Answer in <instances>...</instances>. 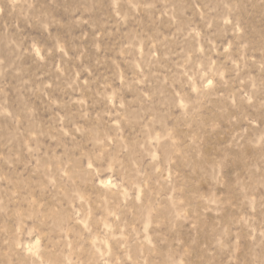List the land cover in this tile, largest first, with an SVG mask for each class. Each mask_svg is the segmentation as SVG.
Here are the masks:
<instances>
[{
  "label": "rangeland",
  "instance_id": "1",
  "mask_svg": "<svg viewBox=\"0 0 264 264\" xmlns=\"http://www.w3.org/2000/svg\"><path fill=\"white\" fill-rule=\"evenodd\" d=\"M0 264H264V0H0Z\"/></svg>",
  "mask_w": 264,
  "mask_h": 264
}]
</instances>
